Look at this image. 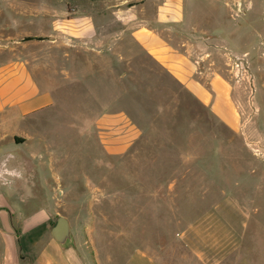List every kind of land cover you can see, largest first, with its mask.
<instances>
[{
  "label": "rangeland",
  "instance_id": "obj_1",
  "mask_svg": "<svg viewBox=\"0 0 264 264\" xmlns=\"http://www.w3.org/2000/svg\"><path fill=\"white\" fill-rule=\"evenodd\" d=\"M158 3L182 8L184 37H199L196 46L210 52L206 63L229 82L240 129L222 122L129 36L115 49L133 55L118 67L128 76L97 87L95 62L87 60L95 50L73 48L69 35L63 39L79 58L75 66L91 64L85 82L65 88V108L24 122L23 136H14L27 140L28 151L42 135L44 157L25 161L29 175L44 164L52 185L35 189L38 207L66 216L74 243L99 248L104 264H264V257L238 252L241 239L242 248L252 246L264 233V0H0V45L21 39L29 52L52 51L33 33L61 9L109 20L117 6L136 5L142 17ZM237 55L246 57L254 93L232 73L230 57ZM99 97L142 128L123 155L108 154L94 127L81 123L100 111Z\"/></svg>",
  "mask_w": 264,
  "mask_h": 264
},
{
  "label": "crops",
  "instance_id": "obj_2",
  "mask_svg": "<svg viewBox=\"0 0 264 264\" xmlns=\"http://www.w3.org/2000/svg\"><path fill=\"white\" fill-rule=\"evenodd\" d=\"M134 6L115 7L109 20L83 12L69 16L64 9L51 14L49 23L33 34L43 36L42 41L52 51L29 52L27 41L21 39L0 45V264H104L99 248H84L76 241L62 245L52 236L57 211L53 212L47 205L38 207L35 195V189L52 187L42 175L46 167L36 164V170L29 175L25 165L27 158L44 157L41 139H38L42 135L28 151L27 140L17 143L14 137L23 136L24 122L48 120L51 114L65 108V88L85 82V68L91 64L83 63L82 69L77 68L72 61L79 58L70 53L64 37L71 35L77 40L73 48L95 50L90 55L92 59L87 60L95 62L91 70L100 87L107 83L112 86L113 77L117 82V78L128 76L125 71L118 73V67L125 61L132 62L133 55L118 53L115 49L119 41L129 36L146 51L148 59L209 105L222 122L234 130L240 129L241 116L231 97V86L211 63H206L210 52L203 48L205 44L196 46L199 37H184L189 29L182 21L180 5L158 3L154 11L142 17L135 14ZM178 32L182 33L181 41L176 39ZM97 78L106 79L103 82ZM97 103L100 111L91 118L82 117L81 123L94 127L108 154L127 153L140 139L141 126L111 100L105 102L99 97ZM52 158L53 155L47 157L50 163ZM3 161L19 173L9 182L1 179ZM242 237L244 240L249 237L246 229ZM256 237L254 245L244 244V248L241 239L239 257L247 250L262 261L264 233L258 243Z\"/></svg>",
  "mask_w": 264,
  "mask_h": 264
},
{
  "label": "built area",
  "instance_id": "obj_3",
  "mask_svg": "<svg viewBox=\"0 0 264 264\" xmlns=\"http://www.w3.org/2000/svg\"><path fill=\"white\" fill-rule=\"evenodd\" d=\"M230 62H231V70L236 80H238L239 82H243L247 86V88H249L250 92L254 93L255 86L249 73L246 57L240 55L232 56L230 57ZM18 175L19 173L15 169L9 168L6 165V161L2 162L1 179L3 181L9 182L12 177Z\"/></svg>",
  "mask_w": 264,
  "mask_h": 264
},
{
  "label": "water",
  "instance_id": "obj_4",
  "mask_svg": "<svg viewBox=\"0 0 264 264\" xmlns=\"http://www.w3.org/2000/svg\"><path fill=\"white\" fill-rule=\"evenodd\" d=\"M51 234L62 245L74 244V236L69 219L60 215L57 217L52 229Z\"/></svg>",
  "mask_w": 264,
  "mask_h": 264
}]
</instances>
